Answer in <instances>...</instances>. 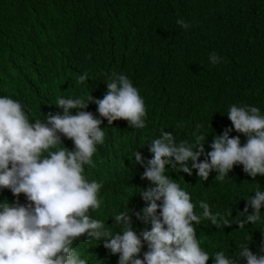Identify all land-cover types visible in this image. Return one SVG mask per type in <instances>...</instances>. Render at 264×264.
<instances>
[{"label":"trees","instance_id":"1","mask_svg":"<svg viewBox=\"0 0 264 264\" xmlns=\"http://www.w3.org/2000/svg\"><path fill=\"white\" fill-rule=\"evenodd\" d=\"M181 19L187 28L177 23ZM212 53L218 63L210 60ZM85 72L89 80L81 83L77 77ZM112 72L126 74L140 90L146 125L133 129L123 118L109 125L93 101L82 109L99 118L105 131L93 156L95 167L85 166L86 178L102 184V208L90 214L115 234L121 228L114 214L131 209L139 234L151 229L136 213L146 206L139 191L154 186L142 178L153 155L152 139L162 131L172 132L176 143L208 135L207 152L214 135L232 127L230 105H253L264 114V0H0V95L19 100L30 120L62 113L54 104L58 97L103 98ZM60 136L72 150V140ZM229 136L246 143L243 133L233 130ZM134 152L143 163L135 162ZM165 167L191 194L197 213L198 202L205 200L231 220L219 228L207 220L192 222L210 256L223 250L235 260L247 240L253 253L261 252L264 222L243 229L237 222L247 204L243 197L254 196L257 184L264 189V175L251 177L237 164L224 180L213 170L202 181L196 169L189 175ZM5 199L28 203L23 193L17 198L6 188L0 190V201ZM261 211L264 217V206ZM73 247L87 264H118L119 254L103 240L82 235ZM145 251L146 244L140 258ZM206 264H213L211 257Z\"/></svg>","mask_w":264,"mask_h":264},{"label":"clouds","instance_id":"2","mask_svg":"<svg viewBox=\"0 0 264 264\" xmlns=\"http://www.w3.org/2000/svg\"><path fill=\"white\" fill-rule=\"evenodd\" d=\"M177 23L188 27L182 19ZM210 60L218 63L220 57L212 53ZM88 76L85 72L77 79L84 83ZM104 83L108 91L103 98L94 99L89 93L87 99L58 97L54 104L63 112L46 115L43 120H30L19 100L0 95V190L6 188L17 198L23 193L28 202L0 201V264H87L73 247L82 235L103 240L107 249L119 254L118 264H206L209 257L213 264H240L241 260L243 264H264V247L255 254L248 247L249 240L235 253V260L223 250L210 256L201 247L192 222L207 220L219 228L230 225L231 220L213 212L205 200L198 202L197 213L191 194L166 174L165 167L170 165L176 172L189 175L196 169L202 181L213 170L216 179L224 180L237 164L251 177L264 175L261 109L230 105L227 116L232 127L214 135L207 152L204 144L208 135L176 143L172 132L162 131L152 139L148 150L153 155L142 178L154 186L139 191L146 206L136 213L139 220L150 221L151 229L138 234L132 224V210H122L114 214L121 230L113 234L104 220L90 214L102 208V184L86 178L85 166L95 167L93 156L97 146L105 142V131L99 118L82 109L93 101L99 116L106 118L109 125L123 118L133 129L145 127L147 110L140 90L126 74L112 72ZM233 130L243 133L246 143L241 145L239 136L230 137ZM60 134L72 140V150L63 145ZM201 155L205 160H198ZM133 157L135 162L143 163L139 152H134ZM253 193L243 197L247 204L237 222L241 229L264 222V189L257 184ZM144 244L147 251L140 258Z\"/></svg>","mask_w":264,"mask_h":264}]
</instances>
